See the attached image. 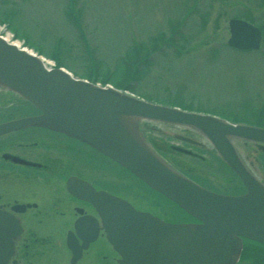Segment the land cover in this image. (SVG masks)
<instances>
[{
  "label": "water",
  "instance_id": "1",
  "mask_svg": "<svg viewBox=\"0 0 264 264\" xmlns=\"http://www.w3.org/2000/svg\"><path fill=\"white\" fill-rule=\"evenodd\" d=\"M229 30L228 46L232 49H260L262 32L258 27L233 19ZM0 87L40 111L37 116L0 125V133L38 127L79 140L198 221L166 223L109 194L82 184L70 187L97 208L107 224L110 242L122 257L121 264H234L242 239L264 244V186L246 169L234 146L238 140L264 143L263 128L233 125L215 116L150 103L111 85L75 78L63 68L47 67L41 56L1 37ZM141 121L200 133L239 177L246 193L220 195L176 172L145 142L139 130Z\"/></svg>",
  "mask_w": 264,
  "mask_h": 264
},
{
  "label": "rangeland",
  "instance_id": "2",
  "mask_svg": "<svg viewBox=\"0 0 264 264\" xmlns=\"http://www.w3.org/2000/svg\"><path fill=\"white\" fill-rule=\"evenodd\" d=\"M231 19L264 30V0H0L3 35L77 78L240 122L254 123L261 113L264 123V40L259 51L229 48ZM140 125L173 168L218 176L209 161L171 151L182 146L174 136L183 130ZM157 200L170 221L191 222Z\"/></svg>",
  "mask_w": 264,
  "mask_h": 264
},
{
  "label": "flooded vegetation",
  "instance_id": "3",
  "mask_svg": "<svg viewBox=\"0 0 264 264\" xmlns=\"http://www.w3.org/2000/svg\"><path fill=\"white\" fill-rule=\"evenodd\" d=\"M37 115L39 111L29 103L0 87V125ZM229 122L264 128L261 113L254 123ZM181 130L186 135L174 139L182 146L172 145L171 151L182 154L173 149L181 147L193 153L186 155L190 159L209 161L208 167L218 176L209 178L191 166L179 172L217 194L246 193L237 175L200 133ZM234 144L244 166L264 186V143L239 140ZM78 184L122 199L136 211L168 223H197L191 217V222L167 219L157 211L161 204L155 191L88 145L45 128H20L0 133V264H121L122 257L110 242L97 208L70 189ZM142 188L146 189L143 194ZM234 264H264V244L242 239Z\"/></svg>",
  "mask_w": 264,
  "mask_h": 264
},
{
  "label": "bare ground",
  "instance_id": "4",
  "mask_svg": "<svg viewBox=\"0 0 264 264\" xmlns=\"http://www.w3.org/2000/svg\"><path fill=\"white\" fill-rule=\"evenodd\" d=\"M6 32V31H5ZM0 37H2L4 40H6L7 42L9 43H12L13 45H16L17 47L19 48H25L27 51L29 52H32V53H35L34 51L24 47L23 45L19 44L18 42H14L13 39H12V36L10 33H7L6 35L1 32V29H0ZM41 59L44 61L45 65L48 66V67H52V64L51 62H49L48 60H46L44 57L41 56ZM247 169V168H246Z\"/></svg>",
  "mask_w": 264,
  "mask_h": 264
},
{
  "label": "trees",
  "instance_id": "5",
  "mask_svg": "<svg viewBox=\"0 0 264 264\" xmlns=\"http://www.w3.org/2000/svg\"><path fill=\"white\" fill-rule=\"evenodd\" d=\"M262 28V27H261ZM263 29V28H262ZM125 90H129L128 88H125Z\"/></svg>",
  "mask_w": 264,
  "mask_h": 264
}]
</instances>
